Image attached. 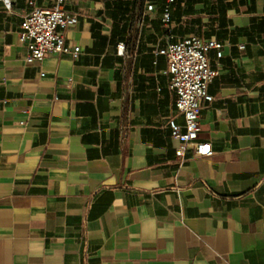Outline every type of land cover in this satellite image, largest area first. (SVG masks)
Returning <instances> with one entry per match:
<instances>
[{
  "label": "crops",
  "instance_id": "1",
  "mask_svg": "<svg viewBox=\"0 0 264 264\" xmlns=\"http://www.w3.org/2000/svg\"><path fill=\"white\" fill-rule=\"evenodd\" d=\"M54 3L0 1V264H264V0H183L169 24L167 0H65L79 57L28 63L24 16ZM189 35L223 55L213 154L178 160L154 52Z\"/></svg>",
  "mask_w": 264,
  "mask_h": 264
},
{
  "label": "built area",
  "instance_id": "2",
  "mask_svg": "<svg viewBox=\"0 0 264 264\" xmlns=\"http://www.w3.org/2000/svg\"><path fill=\"white\" fill-rule=\"evenodd\" d=\"M10 8L12 0H0ZM164 12L165 24L170 23L173 5L176 0H167ZM34 4V2H31ZM78 21L76 14L65 10V0H55L52 6H34L24 16L20 40L28 43V63L42 61L50 53L68 54L79 57L81 47L66 42L63 30ZM215 51L217 57L223 55V43L212 38L189 35L166 47L157 49L155 56H163L168 62L171 75L170 86L178 95L176 102L177 114L170 119L172 136L180 143L176 148L178 160L186 158L189 148L194 154L211 156V143L202 139L204 132L201 123L202 102L211 103L214 96L209 92V84L217 75L212 67L208 53ZM44 75V74H43Z\"/></svg>",
  "mask_w": 264,
  "mask_h": 264
},
{
  "label": "trees",
  "instance_id": "3",
  "mask_svg": "<svg viewBox=\"0 0 264 264\" xmlns=\"http://www.w3.org/2000/svg\"><path fill=\"white\" fill-rule=\"evenodd\" d=\"M181 1H183V0H176V2H175V5L177 4V3H181ZM171 19H172V14H171ZM171 19H170V21H171ZM117 24V23H116Z\"/></svg>",
  "mask_w": 264,
  "mask_h": 264
}]
</instances>
